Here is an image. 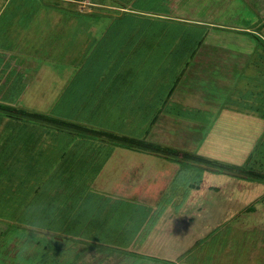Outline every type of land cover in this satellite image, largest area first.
Instances as JSON below:
<instances>
[{
    "label": "rangeland",
    "instance_id": "obj_1",
    "mask_svg": "<svg viewBox=\"0 0 264 264\" xmlns=\"http://www.w3.org/2000/svg\"><path fill=\"white\" fill-rule=\"evenodd\" d=\"M116 1L128 9L0 0V100L77 128L0 112V264H105L104 250L120 257L109 263L127 264L131 238L150 227L167 240L155 246L184 253L179 264L199 255L264 264V0H173L175 17L188 12L178 28ZM187 41L196 60L180 56ZM193 77L183 104L162 103L177 79ZM155 117L171 124L160 141L147 134ZM101 130L228 169L131 148Z\"/></svg>",
    "mask_w": 264,
    "mask_h": 264
},
{
    "label": "crops",
    "instance_id": "obj_2",
    "mask_svg": "<svg viewBox=\"0 0 264 264\" xmlns=\"http://www.w3.org/2000/svg\"><path fill=\"white\" fill-rule=\"evenodd\" d=\"M132 2H133L132 4L137 7V9H132L133 11H131V12H136V11H138V9H140L141 12H139V13H141V14H147L149 16H157V17H164V18L166 17V18L177 19V20H181V21L182 20L185 21L186 17L188 16L187 15L188 12L186 13V11H185V13L179 12L177 14L178 16L175 17L176 12H178V11H177V7H176V2H174L173 0H164V7L165 8L162 11L160 10L162 8V3H160V0H132ZM182 3L186 4L187 2L183 1ZM120 9H126V8L121 7ZM164 11H166V12H164ZM191 43H189V41H187L185 48H187L188 50L189 49H192V50L185 52V54H183L181 52L180 56L183 55L185 59H186L185 56H188L187 59L191 58V59L196 60L197 57L195 54L197 52L195 51L194 45H192ZM202 66L203 65H201L199 67L200 70H203ZM193 68H195V67H193ZM178 81H179V79H177L176 83L174 85H172L169 88L168 93H166V95L163 99V102H162L164 105H168L170 103L172 104L174 102H177V103L180 102L181 104H183L184 102L181 100V97L185 96V93H187V95L189 94L186 90V88L188 86L187 84H189L193 81H197V80L194 79V77H193L190 79L181 80L179 82ZM201 88H202V86H201ZM195 100H197V99H195ZM187 103H188V106H193V105L202 106V103H200L199 101H197L193 104H189V101H187ZM180 111L181 110H178L177 112H180ZM156 120H157L156 117L152 120L151 125H150L151 130L147 131V134L150 133L149 134L150 136L152 134L156 138V140L160 141L161 134L163 133V131H166L167 128H171V124H168V123L167 124H164V123L158 124ZM169 121H180V120H177V118L175 116L174 118L169 117L168 122ZM155 122L157 124H155ZM175 128H178V126H175ZM189 132L187 134H189ZM180 136L181 137H187L186 133H184V132H182ZM165 142H166V140H165ZM175 145H177V144H175ZM181 145L184 146L183 143ZM155 154L157 155V153H155ZM177 161H181V160L177 159ZM144 191L150 192V191H148V189L144 190ZM128 192L134 193V192H137V190L132 189L131 191L129 190ZM152 209H153V206H152ZM165 215H166V213H164L163 220L159 221L157 219L158 220V226H161L160 222L166 221ZM161 218L162 217H160L159 219H161ZM157 231H158V228L154 230V228L150 227V230L147 233L143 232V235H140L137 232L135 235H138V237H132L128 247H126V250L128 252H130V254L127 253L128 254L127 256L122 255L123 261L126 260L127 264H179L180 260L178 258H179V256L183 255L184 253L179 255V254H176L175 252H173L172 250H169V247H166V245H165V243L167 242V240L165 239L166 238L165 234L159 235V233H157ZM155 240H161L165 243L163 244V246L160 244L155 246V244H154ZM151 241H152V243H150ZM142 242H143L142 245L139 244ZM150 244H152V245H150ZM114 245L115 244H111V246L108 247V245L103 244V247L110 249V248L115 247ZM139 255L141 257H139ZM173 255H175V257H174L175 259L172 258ZM135 256H137V258ZM100 257L105 258V264H115L120 259V257H118L117 251H111V250H104L103 253L100 254ZM92 259H93V262L95 264L97 262L101 261L98 257H94V256L92 257ZM202 259H203V256L199 255V256H197V259L196 258L194 259V261L189 262V263H184V264H204V262L201 261ZM109 261H114L115 263H109ZM101 263L102 262H100L99 264H101Z\"/></svg>",
    "mask_w": 264,
    "mask_h": 264
},
{
    "label": "trees",
    "instance_id": "obj_3",
    "mask_svg": "<svg viewBox=\"0 0 264 264\" xmlns=\"http://www.w3.org/2000/svg\"><path fill=\"white\" fill-rule=\"evenodd\" d=\"M78 1H82V0H78ZM93 3H97V0H92ZM112 1L113 5L112 6H116V7H123V8H127L126 6H122V4H120L119 2H117L116 0H110ZM107 0H103V3L106 4ZM77 12V11H76ZM77 13H81L84 14L83 11L77 12ZM135 14V13H134ZM141 16H145V17H149L152 20L159 22L158 25H160V28H166L169 25L172 26H176L175 28L180 27L181 25H185L186 22L185 21H181V20H177V19H170V18H164V17H157V16H149L147 14H139ZM179 25V26H177ZM0 112L6 116H10L12 118L15 119H23L25 121H32V122H38L41 124H45V125H49L51 127H65L67 129H72V130H77V128L73 127L74 125L68 124V125H61L62 123H64L63 121L58 120L57 118L49 115V114H45L42 112H38V111H30L27 110L25 108L22 107H18L15 106L11 103L5 102L3 100H0ZM95 133L98 134H103V135H107L108 137H110L111 139H116L118 142H120L121 144L124 145H129V147L131 148H135V149H144V150H149V151H153V152H159V150H163L164 153L174 156L176 159L179 158V160H187L189 162L192 163H196V164H200L201 166H203V164L209 165V166H215V167H219V169L221 171H223L224 169H228L226 166H221V165H215L211 160L206 159V158H198L197 155L195 153H192L191 151H187V150H181V149H176L173 147H163L160 146L158 144H156L155 142L152 141H146V140H141L138 138H133V137H129V136H119V135H115L111 132L108 131H94ZM163 147V148H162ZM248 174H254L257 173L255 171L252 170H248L247 171ZM243 174H246V172H244ZM244 176V175H242Z\"/></svg>",
    "mask_w": 264,
    "mask_h": 264
},
{
    "label": "water",
    "instance_id": "obj_4",
    "mask_svg": "<svg viewBox=\"0 0 264 264\" xmlns=\"http://www.w3.org/2000/svg\"><path fill=\"white\" fill-rule=\"evenodd\" d=\"M227 173H231V174H235V175H239V174H237V173H235V172H231L230 170H225Z\"/></svg>",
    "mask_w": 264,
    "mask_h": 264
}]
</instances>
